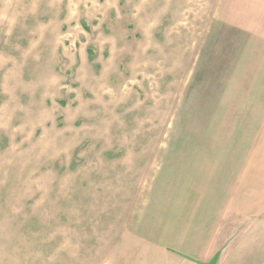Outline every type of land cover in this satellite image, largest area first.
I'll return each instance as SVG.
<instances>
[{"label": "rangeland", "instance_id": "374dc122", "mask_svg": "<svg viewBox=\"0 0 264 264\" xmlns=\"http://www.w3.org/2000/svg\"><path fill=\"white\" fill-rule=\"evenodd\" d=\"M247 1L0 0V264H123L163 206L235 181L264 222Z\"/></svg>", "mask_w": 264, "mask_h": 264}, {"label": "crops", "instance_id": "0c3cea01", "mask_svg": "<svg viewBox=\"0 0 264 264\" xmlns=\"http://www.w3.org/2000/svg\"><path fill=\"white\" fill-rule=\"evenodd\" d=\"M256 1L245 5L251 11L246 22L235 24L254 37L250 21L256 26ZM255 40L246 44L256 54V65L245 69L253 71V85L261 80L259 70L264 78V46L256 47ZM229 160L236 165L235 159ZM238 171L233 169L230 176ZM163 209L126 242L121 263L264 264V222L256 221L255 191L246 193L236 181L229 182L226 189L198 190L184 204Z\"/></svg>", "mask_w": 264, "mask_h": 264}]
</instances>
